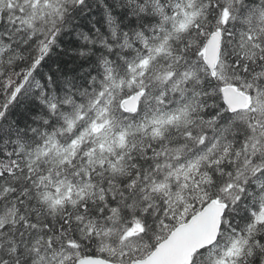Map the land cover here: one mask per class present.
<instances>
[{"label":"snow or ice","instance_id":"obj_1","mask_svg":"<svg viewBox=\"0 0 264 264\" xmlns=\"http://www.w3.org/2000/svg\"><path fill=\"white\" fill-rule=\"evenodd\" d=\"M0 264H264V0H0Z\"/></svg>","mask_w":264,"mask_h":264}]
</instances>
